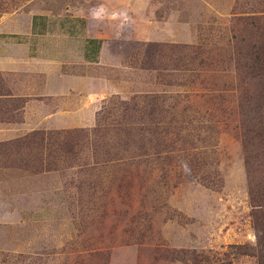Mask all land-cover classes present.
I'll list each match as a JSON object with an SVG mask.
<instances>
[{
	"label": "rangeland",
	"instance_id": "obj_1",
	"mask_svg": "<svg viewBox=\"0 0 264 264\" xmlns=\"http://www.w3.org/2000/svg\"><path fill=\"white\" fill-rule=\"evenodd\" d=\"M105 3L130 22L105 17L115 64L83 126L0 76V264H264V0L0 15Z\"/></svg>",
	"mask_w": 264,
	"mask_h": 264
},
{
	"label": "crops",
	"instance_id": "obj_2",
	"mask_svg": "<svg viewBox=\"0 0 264 264\" xmlns=\"http://www.w3.org/2000/svg\"><path fill=\"white\" fill-rule=\"evenodd\" d=\"M88 10L32 8L0 15V76L16 85L25 108L37 102L55 105L60 114L66 106L78 109L72 118L47 125L53 128L83 126L105 94L102 70L110 62L104 50L111 26L105 18L93 20ZM87 66L94 74L82 70Z\"/></svg>",
	"mask_w": 264,
	"mask_h": 264
},
{
	"label": "clouds",
	"instance_id": "obj_3",
	"mask_svg": "<svg viewBox=\"0 0 264 264\" xmlns=\"http://www.w3.org/2000/svg\"><path fill=\"white\" fill-rule=\"evenodd\" d=\"M88 15L96 21H102L105 17H110L113 20H120L122 26L130 22L127 11L121 9L118 11L108 12L103 5L93 6L88 10Z\"/></svg>",
	"mask_w": 264,
	"mask_h": 264
}]
</instances>
